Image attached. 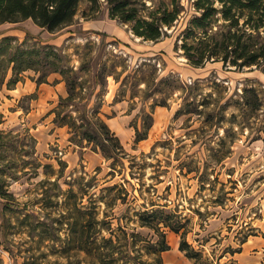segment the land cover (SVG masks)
Listing matches in <instances>:
<instances>
[{
	"label": "rangeland",
	"instance_id": "obj_1",
	"mask_svg": "<svg viewBox=\"0 0 264 264\" xmlns=\"http://www.w3.org/2000/svg\"><path fill=\"white\" fill-rule=\"evenodd\" d=\"M191 2L181 0L184 13L158 42L135 39L128 23L110 18L105 0L94 9L80 0L72 23L55 33L31 19L0 24V43L9 37L12 45H51L58 56L50 60L72 70L83 85L73 106L83 112L90 98L87 132L93 133L98 111L125 152L114 161L96 143L72 139L68 126L53 122V110L67 96L59 73L37 85L42 70L28 69L10 83V66L0 76V264L37 256L39 264H82L81 256L54 253L60 243L37 242L29 226L18 222L34 213L37 234V222L51 224L59 216L47 209L49 200H63L49 199L55 180L63 193L86 187L107 198L125 192L102 188L125 186L126 203L118 201L107 211L113 226L120 218L136 227L133 207L145 203L178 214L188 243L202 254L196 264H264V70L212 60L188 63L175 45L195 12ZM73 106L61 111L76 118ZM147 115L153 124L147 138L135 143V129L144 132ZM166 232L170 248L162 254L164 264H193L178 248L180 234ZM59 234L63 238L65 231Z\"/></svg>",
	"mask_w": 264,
	"mask_h": 264
},
{
	"label": "trees",
	"instance_id": "obj_2",
	"mask_svg": "<svg viewBox=\"0 0 264 264\" xmlns=\"http://www.w3.org/2000/svg\"><path fill=\"white\" fill-rule=\"evenodd\" d=\"M88 1L92 9L97 6L98 0ZM105 1L109 5L110 18L121 19L130 25L135 36L154 42L168 36V30L176 26L185 11L181 0H158L157 3L151 0L149 4L147 0ZM79 2L80 0H0V24L31 19L39 27L55 33L72 23ZM191 6L195 12L178 34L175 45L176 49H181L188 63L201 66L212 60L237 68L255 66L264 70V0H192ZM11 42L6 37L0 43L2 78L7 75L10 66V83L19 81V75L28 69L36 72L42 70L35 80L37 85L46 82L44 78L50 73H59L66 83L67 96L60 97L56 110H53V122L59 126H68L72 139L96 143L95 147L107 158L117 161L119 156L125 155L120 140L98 115V111L93 113V133L87 132L85 126L92 127L87 110L90 98L82 105L83 112L73 106L83 85L79 83L78 75H72V70L50 60V55L58 56L51 45L36 47L25 42L13 45ZM50 66L54 68L46 73L44 68ZM68 106L76 107L79 113L76 118L69 112L61 111V108ZM143 122L144 132L135 129V143L147 138L153 118L147 115ZM114 166L113 163L112 168ZM54 185L57 188L49 195V199L62 196L63 200L61 203L59 200H49L51 204L47 209L59 214L51 224L37 222L40 230L36 234L33 232L35 225L31 222L36 217L34 213H25L18 218L20 226H29V236H38L37 242L60 243L61 247L54 249V253L64 254L68 258L81 256L82 264H164L162 254L170 248L166 239V231L169 229L180 234L178 248L186 257L195 260L193 264L202 258V254L188 243V230L185 223L178 219L179 215L164 208H155V203L142 204L140 209L133 207L137 226L145 228L147 233L138 231L137 226H129L128 222L122 224L120 218H117V225L113 226L114 218L107 211L113 209L118 201L126 203L129 195L122 184L102 188L107 192L115 189L125 192L124 196L116 194L110 198L102 194L93 196L87 192L86 187H78V191L68 188L63 193L57 180ZM85 185L88 187L89 182ZM85 197L87 203L84 202ZM64 222L66 228L63 226ZM61 230L65 231L63 238L59 234ZM38 258L37 256L23 264H39Z\"/></svg>",
	"mask_w": 264,
	"mask_h": 264
},
{
	"label": "bare ground",
	"instance_id": "obj_3",
	"mask_svg": "<svg viewBox=\"0 0 264 264\" xmlns=\"http://www.w3.org/2000/svg\"><path fill=\"white\" fill-rule=\"evenodd\" d=\"M139 38H140V37L135 36V39H139ZM164 257L167 258L168 255L165 254Z\"/></svg>",
	"mask_w": 264,
	"mask_h": 264
}]
</instances>
